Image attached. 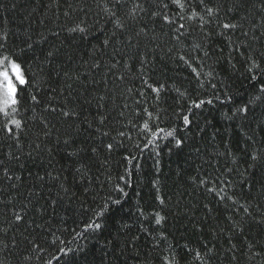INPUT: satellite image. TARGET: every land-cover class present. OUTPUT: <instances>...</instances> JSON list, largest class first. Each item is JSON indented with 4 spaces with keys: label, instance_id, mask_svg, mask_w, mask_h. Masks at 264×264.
<instances>
[{
    "label": "snow or ice",
    "instance_id": "obj_1",
    "mask_svg": "<svg viewBox=\"0 0 264 264\" xmlns=\"http://www.w3.org/2000/svg\"><path fill=\"white\" fill-rule=\"evenodd\" d=\"M74 12L79 15L61 26L67 40L83 44L103 24V39L89 45L88 59L31 25L15 32L0 26V253L16 255L24 245L25 264L33 254L39 264H264V135L258 137L264 134V0H78L63 15L71 19ZM61 31L50 35L58 39ZM108 48L105 65L97 53ZM220 58L231 73L223 80L207 64ZM166 60L190 69L189 87H172L174 78L163 70L157 79L156 65ZM105 68L103 81L96 80ZM109 74L134 78L122 93L132 105L125 101L118 118L108 110ZM101 82L105 92L95 94ZM57 96L63 103H53ZM74 96L83 103L73 104ZM93 101L96 114L81 119ZM208 106L237 128L243 168L224 139L229 128L222 131L205 116ZM53 117L75 135L61 136ZM221 143L224 152L217 150ZM164 155L184 165L175 170L182 183L171 193L161 175ZM193 193L196 199L186 203ZM81 196L77 227L54 230L53 214ZM170 221L179 223L171 225L175 233ZM6 262L7 256L0 259Z\"/></svg>",
    "mask_w": 264,
    "mask_h": 264
},
{
    "label": "trees",
    "instance_id": "obj_2",
    "mask_svg": "<svg viewBox=\"0 0 264 264\" xmlns=\"http://www.w3.org/2000/svg\"><path fill=\"white\" fill-rule=\"evenodd\" d=\"M51 0H0V4L5 5L6 7L3 9H0V26L4 28L5 31H7L9 28H11L14 32L19 28H27L29 25L32 26L33 29H35L37 32H42L44 35L49 36V40L52 43H55L57 45L61 44V41H64V47L67 50L68 46L71 45L73 48L79 49V55L83 56L84 59H88L87 56H85V53L90 51L89 45H98L99 40L103 39V36L99 32V28L103 27V24L101 23L97 27V31L92 33V35L84 41L83 44L79 43V41L73 42L71 40L65 39L67 36L66 32L61 31V26L65 23H71L72 19H75L79 13H73L71 19L65 17L63 15L64 11L67 9V4L71 3L74 7L78 6V0H67V2H64L62 0L60 7L57 9L55 7L49 9L45 7L47 4H49ZM15 3L16 7L12 8V4ZM89 3H91V0H89ZM95 19V17L90 14V23L91 20ZM21 20L24 21L23 25H21ZM51 31H61V35L58 39H53L50 35ZM162 39L167 44V38L162 37ZM170 46V45H169ZM42 47H47V45H42ZM112 53V49L108 48L105 50V53L98 52L97 55L104 61L105 65L110 63L109 55ZM161 56H163V53H160ZM227 55V53H225ZM119 59V57H117ZM91 61H89L90 63ZM208 65H213L215 68V72L218 76L219 80H223L226 76L231 75L229 71V66L224 63V59L220 58V62L213 64L212 60L207 61ZM75 67V65H74ZM237 67L239 68V64H237ZM157 79L160 78L159 72L160 70H163V72L166 73L168 77H173V81H171L172 87H182L186 88L189 87V82L192 81V74L190 72V69L186 67H180L177 68L175 64L171 60H166L164 63H157ZM209 69L206 67L204 71H208ZM107 69L105 68L103 71L96 72L95 79L98 81H103V77L106 73ZM121 72H123V69H120ZM239 76V73L236 74V76L232 77V82L234 83V88H238L240 86V80L236 77ZM55 79V78H54ZM133 79L132 77H129L125 81H117L116 77L109 74L108 75V82H107V89L109 90L110 100H109V112L111 113V116L113 118H118L117 114L121 110V105L125 101L129 103V105H132V99L129 98L127 95H122V93L125 92V88L132 87L133 86ZM137 85L139 84L138 81L135 82ZM55 86V84H54ZM206 88L209 89V96L211 95V90L209 86L206 84ZM218 87L220 85L218 84ZM105 92V84L101 82L98 87H96V93L95 94H104ZM208 98V97H205ZM73 104L83 103V99H77L75 96L72 98ZM238 100L240 97L237 98ZM54 104L56 103H63V97L57 96V99L53 101ZM71 106V105H70ZM217 108H219V105H217ZM217 108H212V106H208L205 110V116L212 121V124L216 127H220L223 131L224 128H229L228 133L224 136L225 140L230 141V146L234 151H237L238 155L241 156V168L244 167L243 159L244 154L241 151L243 149L244 144L242 142V138L237 134V128L231 121H225L221 117V111H218ZM223 111H227V109H223ZM125 117L128 119H131V116L129 114V109H124ZM96 114V107H95V101H93L92 105H85V111L81 116V119H83V116L87 115L89 119H91V116ZM259 115V113H257ZM251 119V117H249ZM53 123H58V127L60 129V135L63 136L66 132L72 133L75 135L74 129H70L67 127V125L63 124L62 122H58L55 117L52 118ZM128 119L124 121L125 124H127ZM238 123V122H237ZM117 128L120 127V124L115 125ZM125 131H128L129 129L125 128ZM214 129L212 127H209L208 132L206 135H210L211 132ZM134 140L136 138V132L133 130L131 132ZM55 133L53 135V140L55 139ZM113 135H115V132H113ZM264 135L261 133H258V137ZM219 139V138H218ZM128 142H126L127 144ZM218 151L224 152L226 150L225 145L223 143L218 145ZM135 151V149H133ZM188 150L186 149L185 152ZM145 157L148 155L147 152H145ZM47 157H45V160ZM57 159L59 160L60 157L57 156ZM120 160V151L118 150L116 153H113V159H112V165L114 168H116L118 162ZM143 162V161H142ZM215 163V161H213ZM151 164V160H148L145 163V168L148 169V166ZM178 164L180 166L183 165V160L178 159L177 157H169L167 155H164L163 161H162V177L164 178V183L166 185L165 190L169 193L177 191V185L182 183V179L177 177L175 175V170L178 167ZM223 164V161H221V165ZM205 168L208 169V171L211 173L213 170L208 165H205ZM118 170L122 171V166ZM150 171V169H149ZM190 171V170H189ZM23 190V189H22ZM182 191V188L180 189ZM130 193L129 205H134L135 203V197L132 195L133 189H128ZM149 189L146 186V179H145V187H143V193L145 194L147 198V193ZM191 191V190H189ZM197 194L193 193L191 197L186 196L185 202L187 203L189 200H195ZM84 200V196H81L80 200L74 201L71 206L68 208L67 211L65 209L61 208L58 209L59 215L53 214V228L54 230L59 228L61 230L67 229L71 230L72 228H76L77 224L74 223V219L77 218L79 215V204L80 202ZM86 203H84V208L88 207V203L91 201V196L87 197ZM63 217V222H61L60 218ZM176 224V228H179V223L176 221H170L169 230L172 232H176V228H173L171 225ZM183 229H181L182 231ZM11 235V234H10ZM57 236L61 235V232H56ZM63 238V237H62ZM194 238V237H192ZM49 240L51 237L48 238ZM171 239V237H170ZM24 245H21L20 248L17 250L16 255L8 254V253H0V259H5V256H7V262L6 264H25L21 260L20 257V251L23 249ZM148 246L145 244L143 248V252H147ZM49 252H55V248H51L48 250ZM47 259V255L44 257ZM31 264H39L38 261L35 260V254H33V260L31 261ZM53 264H56L55 261H53ZM128 264H138L137 261L129 259Z\"/></svg>",
    "mask_w": 264,
    "mask_h": 264
}]
</instances>
